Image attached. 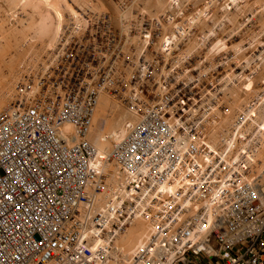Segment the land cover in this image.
Segmentation results:
<instances>
[{
  "label": "built area",
  "instance_id": "2783aa9c",
  "mask_svg": "<svg viewBox=\"0 0 264 264\" xmlns=\"http://www.w3.org/2000/svg\"><path fill=\"white\" fill-rule=\"evenodd\" d=\"M98 23L65 25L0 114V264H264V174L231 165L230 146L196 122L195 96L169 93L127 126L105 159L119 191L95 166L99 99L119 83L112 14ZM140 221L128 251L122 236Z\"/></svg>",
  "mask_w": 264,
  "mask_h": 264
},
{
  "label": "rangeland",
  "instance_id": "374dc122",
  "mask_svg": "<svg viewBox=\"0 0 264 264\" xmlns=\"http://www.w3.org/2000/svg\"><path fill=\"white\" fill-rule=\"evenodd\" d=\"M104 12L112 14L118 35L111 42V66L119 83L102 98L116 103L115 114L123 120L114 113L105 119L96 114L92 140L110 126L120 134L124 123L139 121L149 104L169 93L195 96L196 122L215 126L217 142L234 145L229 159L239 158L235 162L242 161L247 174H259L264 168V0H0L5 106L27 66L58 40L65 25L79 19L99 29ZM167 39L176 45L172 52L164 50ZM136 225L135 232L131 227L126 233L131 230L133 240H140L146 224Z\"/></svg>",
  "mask_w": 264,
  "mask_h": 264
},
{
  "label": "bare ground",
  "instance_id": "6f19581e",
  "mask_svg": "<svg viewBox=\"0 0 264 264\" xmlns=\"http://www.w3.org/2000/svg\"><path fill=\"white\" fill-rule=\"evenodd\" d=\"M163 4V3H162ZM163 7V6H162ZM60 17H62V16H60ZM61 27V24H60V26H59V28ZM42 29H43V27H42ZM42 32H44V31H42ZM45 32H47V30H45ZM44 32V33H45ZM49 33V32H48ZM117 33V32H116ZM121 34V33H120ZM59 35V34H58ZM57 39V38H56ZM3 40V39H2ZM56 40L54 41V43L52 44V45H50L46 50H44V52H43V54L41 55V56H39L36 60H34L31 64H29L27 67V69L25 70V72L24 73H22V77H21V79L24 77V75H25V73L26 72H28L30 69H35V68H39L41 65H42V63H43V56L47 53L48 55L50 54V52L52 51V50H54V48H55V46H56ZM166 43H172V39H167L166 41H165ZM46 48V47H45ZM21 70V69H20ZM16 77V76H15ZM20 79V80H21ZM10 82V81H9ZM20 82V81H19ZM11 84V83H10ZM19 84V83H18ZM18 84H17V86H18ZM8 86V85H7ZM6 86V87H7ZM12 86V85H11ZM17 86H16V88H17ZM16 88H15V90H14V92L11 94V98H10V101H9V103H8V106H9V104H10V102H11V100H12V97H13V95L15 94V91H16ZM3 90V89H2ZM6 89L4 88V90L3 91H5ZM9 92V91H8ZM105 94H112V92H108V93H105ZM105 94H103V95H105ZM102 95V96H103ZM102 96L100 97V99H99V105H98V107H99V109H97V112H96V114H97V118H98V114H99V118H103L104 117V119H105V117L108 115V114H113L114 113V116H118V117H121V118H119V119H122V114L121 115H118V113L117 114H115L116 112H117V110H118V107H117V105H115L116 103L114 102V104L112 105V103L109 101V98L108 99H106L107 97L105 96V97H103L102 98ZM3 98V97H2ZM1 101V100H0ZM7 106V105H6ZM5 106V101H1L0 102V114L1 113H3L7 108H8V106L6 107ZM3 111V112H2ZM116 111V112H115ZM119 111V110H118ZM130 112V111H129ZM132 112V111H131ZM132 114L133 115H135V116H137V113H134V112H132ZM112 117V116H111ZM117 117V118H118ZM131 117V116H130ZM95 118H96V115H95ZM115 118V117H114ZM132 118V117H131ZM116 119V118H115ZM115 119H113V120H111L110 121V123L111 122H113ZM123 120V119H122ZM122 120H119L118 122H121ZM116 122V121H115ZM109 123V125H111ZM114 123V122H113ZM215 123V122H214ZM116 124V123H115ZM119 124V123H118ZM139 124V121H137V122H126V123H124V125H123V130H122V132L119 134V131L118 130H116V128L114 129L112 126H110V127H112L113 128V130L109 127V129H107V130H105L107 133H105V134H103V133H98L97 134V138L96 139H94V140H92V135L94 136V127H95V119H94V127H93V129H92V132H91V134H90V136H89V141H90V143L92 144V146L97 150V154H98V158H97V162H96V165L95 166H97V167H99V170H101V169H104L106 172H109L110 173V175H109V180H108V182H109V184H114L116 187H114L113 186V188H114V191H119V189H120V187H117L120 183H121V180H120V178H119V174H118V168H116L115 166H113L112 164H107L106 163V160H107V158H109L112 154H113V152H114V149L117 147L116 145L117 144H119L120 142H121V140L126 136V135H128L130 132H131V130L132 129H128L127 128V126L128 125H131V126H136V125H138ZM108 125V124H107ZM112 125H114V124H112ZM115 127V126H114ZM133 127V128H134ZM208 128H207V130H208V132L206 133V134H211L212 135V140H213V143H219V142H217V134H216V127L215 126H207ZM112 130L111 132H109V130ZM109 132V133H108ZM117 139V141H116V143H115V145L113 146V148L108 152V149H110V145H111V143H112V140L113 141H115ZM113 144V143H112ZM230 147H229V154L227 155L228 157H227V160L229 161V162H232V160H230L229 159V155H230V149H233L234 147V145H229ZM225 154V153H224ZM223 154V155H224ZM106 159V160H105ZM239 158H237L236 160H238ZM235 160V161H236ZM232 162L231 163V165H239L240 164V161H238V162ZM107 166H109L110 168H108ZM101 167V168H100ZM111 167H115L116 168V170H117V172L115 171H112L113 169L111 168ZM244 167H245V165L244 166H242V167H239V168H235L237 171H239V172H243V169H244ZM243 168V169H242ZM113 172V173H112ZM115 173V174H114ZM262 174H264V168L259 172V175H262ZM173 190H174V188H173ZM125 199H127V198H124L123 200H125ZM143 226V225H142ZM136 227H137V225H136ZM138 227H139V225H138ZM138 227L136 228V230H135V228H133V231L135 230V231H139L138 230ZM140 228V227H139ZM143 228V227H142ZM145 230V228L143 229V231ZM133 231H129L130 233H126L125 235V237H126V240H127V238H128V240L127 241H122V239H121V241L123 242V243H121L122 244V246L124 247V248H126L128 251H132V249H134L138 244H139V242H140V240H141V238H143L144 236H145V234H146V232H145V234H144V236H143V231L141 232V236H139L138 238L140 239V240H138V239H136V238H134L135 240H133V236H131V232H132V235H133V233L135 232H133ZM141 231V230H140ZM147 231V230H146ZM128 232V231H127ZM139 233V232H138ZM137 234V233H136ZM143 236V237H142ZM122 237H124V236H122ZM134 237H135V234H134ZM141 237V238H140ZM125 239V238H124ZM123 239V240H124ZM138 240V241H137Z\"/></svg>",
  "mask_w": 264,
  "mask_h": 264
}]
</instances>
